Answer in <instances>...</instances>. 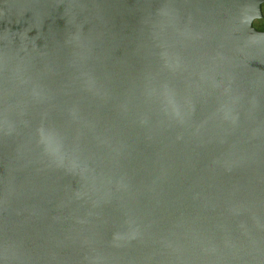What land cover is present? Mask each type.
<instances>
[{"label": "water", "instance_id": "obj_1", "mask_svg": "<svg viewBox=\"0 0 264 264\" xmlns=\"http://www.w3.org/2000/svg\"><path fill=\"white\" fill-rule=\"evenodd\" d=\"M264 0H0V264H264Z\"/></svg>", "mask_w": 264, "mask_h": 264}, {"label": "snow or ice", "instance_id": "obj_2", "mask_svg": "<svg viewBox=\"0 0 264 264\" xmlns=\"http://www.w3.org/2000/svg\"><path fill=\"white\" fill-rule=\"evenodd\" d=\"M262 39H264V38H262Z\"/></svg>", "mask_w": 264, "mask_h": 264}]
</instances>
